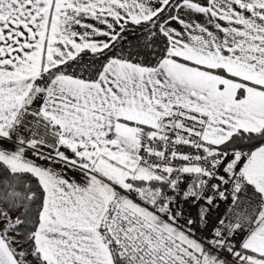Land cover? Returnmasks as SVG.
Here are the masks:
<instances>
[{
  "label": "snow or ice",
  "instance_id": "snow-or-ice-1",
  "mask_svg": "<svg viewBox=\"0 0 264 264\" xmlns=\"http://www.w3.org/2000/svg\"><path fill=\"white\" fill-rule=\"evenodd\" d=\"M0 264H264V0H0Z\"/></svg>",
  "mask_w": 264,
  "mask_h": 264
}]
</instances>
